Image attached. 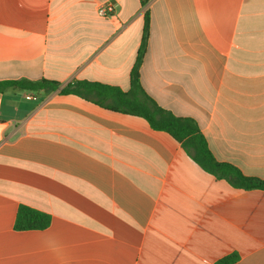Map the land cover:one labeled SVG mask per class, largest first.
<instances>
[{"label": "crops", "instance_id": "obj_1", "mask_svg": "<svg viewBox=\"0 0 264 264\" xmlns=\"http://www.w3.org/2000/svg\"><path fill=\"white\" fill-rule=\"evenodd\" d=\"M147 10V95L264 179V0H0V81L60 83L0 92V264H264V190L218 179L140 116L61 93L129 91ZM21 205L50 226L15 230Z\"/></svg>", "mask_w": 264, "mask_h": 264}, {"label": "trees", "instance_id": "obj_2", "mask_svg": "<svg viewBox=\"0 0 264 264\" xmlns=\"http://www.w3.org/2000/svg\"><path fill=\"white\" fill-rule=\"evenodd\" d=\"M145 6L149 0H141ZM150 28L148 10L145 13L144 31L136 63L130 74L131 88L125 92L119 87L96 82L74 81L61 90L62 94H75L97 105L146 119L155 130L165 131L181 143L185 152L205 171L218 179L228 181L232 186L244 190H264V179L244 175L240 169L229 163L219 162L212 154L208 142L198 123L187 117L175 116L159 106L142 87L140 67L146 52ZM60 88V83L49 80L0 81V92L23 90L34 93L53 92ZM51 216L42 211L21 205L15 221V230H44L50 226ZM239 259L238 254H231L218 264H233Z\"/></svg>", "mask_w": 264, "mask_h": 264}, {"label": "built area", "instance_id": "obj_3", "mask_svg": "<svg viewBox=\"0 0 264 264\" xmlns=\"http://www.w3.org/2000/svg\"><path fill=\"white\" fill-rule=\"evenodd\" d=\"M115 12V4L113 2H105L98 7V14L102 17H110Z\"/></svg>", "mask_w": 264, "mask_h": 264}]
</instances>
